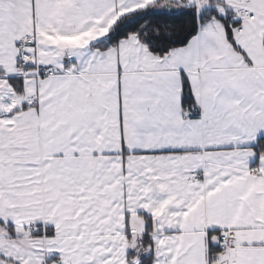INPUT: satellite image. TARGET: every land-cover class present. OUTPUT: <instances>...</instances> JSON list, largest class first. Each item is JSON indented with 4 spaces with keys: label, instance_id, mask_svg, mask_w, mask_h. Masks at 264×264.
Returning a JSON list of instances; mask_svg holds the SVG:
<instances>
[{
    "label": "snow or ice",
    "instance_id": "1",
    "mask_svg": "<svg viewBox=\"0 0 264 264\" xmlns=\"http://www.w3.org/2000/svg\"><path fill=\"white\" fill-rule=\"evenodd\" d=\"M0 264H264V0H0Z\"/></svg>",
    "mask_w": 264,
    "mask_h": 264
}]
</instances>
